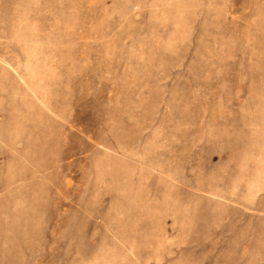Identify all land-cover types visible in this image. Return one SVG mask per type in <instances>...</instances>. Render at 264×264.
<instances>
[{"label":"rangeland","instance_id":"374dc122","mask_svg":"<svg viewBox=\"0 0 264 264\" xmlns=\"http://www.w3.org/2000/svg\"><path fill=\"white\" fill-rule=\"evenodd\" d=\"M0 264H264V0H0Z\"/></svg>","mask_w":264,"mask_h":264}]
</instances>
